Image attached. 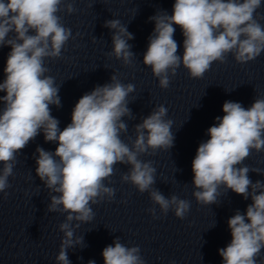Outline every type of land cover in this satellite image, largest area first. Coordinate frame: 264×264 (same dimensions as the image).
<instances>
[{"label":"clouds","instance_id":"clouds-1","mask_svg":"<svg viewBox=\"0 0 264 264\" xmlns=\"http://www.w3.org/2000/svg\"><path fill=\"white\" fill-rule=\"evenodd\" d=\"M60 5L61 0H0V46H11L5 79L0 83V92L6 93L0 97L4 104L0 114V192L8 195L5 189L10 187L8 178L13 175L16 154L41 130L46 142H58L55 152L37 147L36 174L50 193L59 194L50 196L47 211L67 214L59 225L64 237L56 260L57 264H71L68 249L84 245L83 237L74 239V227L93 220L90 203L114 197L115 189L103 181L113 175L117 163L130 165L122 181L130 182L140 193L148 192L162 213L171 208L183 219L190 202L175 195L166 198L154 189L156 169L152 161L138 159L149 149L154 153L174 145L173 122L164 119L167 109L163 105L135 125L136 139L131 148L121 139L128 131L121 118L132 116L126 98L134 91L133 84L124 85L113 74L110 83L96 86L78 100L71 123L59 129V120L49 107L61 106L59 87L54 86L53 77L45 75L44 58L60 57L72 37L71 29L65 28L57 15ZM260 7L261 0H175L171 16L162 12L149 17L155 27L143 64L166 89L169 72L174 76L181 64L192 78H202L213 62L223 63L226 54L231 53L241 64L253 61L264 52V26L254 18ZM66 10L71 14L75 8L68 3ZM174 24L184 36L182 58L176 54ZM104 26L114 30L109 55L128 65L135 55L128 43L133 34L118 19L107 20ZM30 30L34 34H29ZM10 33L14 35L9 37ZM222 111L224 115L217 116V123L208 128L210 138L200 143L192 161L193 196L198 203L215 204L221 185L245 200L251 196L246 214L237 210L229 218L232 239L218 252L223 264H257L256 257L264 248V183L249 179L247 165L236 166L252 149L264 151V99H255L248 109L239 102L225 101ZM149 211L156 215L155 208ZM101 254L104 264H145L140 248L126 247L119 237ZM88 264L96 262L89 260Z\"/></svg>","mask_w":264,"mask_h":264},{"label":"water","instance_id":"water-1","mask_svg":"<svg viewBox=\"0 0 264 264\" xmlns=\"http://www.w3.org/2000/svg\"><path fill=\"white\" fill-rule=\"evenodd\" d=\"M68 3L75 8L71 14L66 10ZM174 3L175 0H61L57 15L62 25L71 29L72 37L60 57L44 58V67L48 69L45 75L53 77L54 86L59 87L61 106L49 105L51 115L59 120V129L62 131L71 123L78 100L96 86L110 83L113 74L122 84H133L134 91L126 98L132 116L121 118L128 127L121 139L131 148L136 139L135 125L163 105L167 109L164 119L173 122L174 145L154 153L149 149L138 159L152 161L156 169L154 189L166 198L175 195L190 202L183 219L177 218L171 208L167 214L162 213L148 192L140 193L133 184L122 181L130 165L117 163L113 175L103 181L105 186L115 189L114 197L90 203L93 220L74 227V239L83 237L85 246L68 249L71 264H88L89 260L104 264L101 253L116 237L126 247L138 246L145 264H223L218 250L232 239L227 222L237 210L246 214L252 203L251 196L245 200L223 185L217 190L215 204L198 203L193 196L196 189L192 161L200 143L210 138L208 128L217 123V116L224 115L225 101L239 102L248 109L255 99H264V52L243 64L236 62L231 53L226 54L225 61L213 62L202 78H192L181 64L174 76L169 72V86L162 89L159 78L143 64V56L155 27L149 17L162 12L171 16ZM262 16L264 0L254 13V18L264 26ZM112 19L120 20L134 36L128 41L135 54L128 65L109 55L114 30L104 24ZM173 27V39L178 44L176 54L182 58L184 36L178 25ZM29 34L34 33L30 30ZM13 35L10 33L9 37ZM10 51L11 46H0V83L5 79ZM4 95L0 92V97ZM3 107L0 102V114ZM57 146L58 142H46L41 130L16 154L13 175L8 178L10 187L5 189L8 195L0 192V264H57L64 237L59 225L65 222L67 214L47 211L50 196L59 194L50 193L36 174L37 147L55 152ZM244 165L249 167L248 177L253 183H264V151L252 149L236 167ZM257 169L261 172L257 173ZM151 208L156 209L155 216L149 211ZM256 260L257 264H264V248Z\"/></svg>","mask_w":264,"mask_h":264}]
</instances>
